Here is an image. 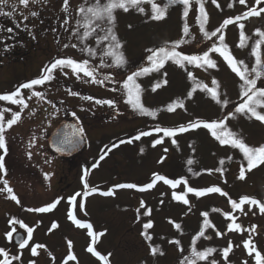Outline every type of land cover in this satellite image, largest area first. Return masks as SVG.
<instances>
[{
  "label": "rangeland",
  "instance_id": "rangeland-1",
  "mask_svg": "<svg viewBox=\"0 0 264 264\" xmlns=\"http://www.w3.org/2000/svg\"><path fill=\"white\" fill-rule=\"evenodd\" d=\"M154 2L163 6L166 0ZM12 3L17 5L14 14L11 17L0 16V21H4L0 27V94L15 91L25 80L39 78L42 63L45 64L44 62L54 55L66 56L77 61L88 59L90 65L96 68L99 79L110 77L103 84H99L91 82V78L83 77V74L77 79L71 69H64L63 72L56 70L55 77H60L61 82L53 84L52 80L43 90L39 89L44 95L43 100L35 96L29 100L32 91L21 89L29 107L21 112L18 123L6 130L7 153L0 149V155L4 156V170L1 175L20 200L17 206L35 209L60 199L56 208L61 209L59 229L62 226L63 232L53 229L48 234L49 240L46 245H49V250L53 251L54 241L65 239L67 240L65 248L60 249L64 253L62 257L67 258L69 241L72 242V252L77 257L76 261H69L68 264H103V261L87 251L90 245L101 255L108 256L110 253L109 264H169L178 254L179 248L176 244H172L170 249L166 248V257L159 255L156 260L150 255L149 244L164 250L166 243L175 237V225L182 222V226L188 228V232L182 233L184 236L181 243L187 245L189 235L197 228L204 210L210 208L231 214L235 221L243 226L241 228L243 231H229L227 227L220 226L218 230L221 235L214 236L212 240L221 247L231 242L234 250L232 249V254L226 261H222L220 255H213L201 264H209V260L212 259L218 264H244L245 261L247 264H255L254 253L253 257H249L243 242L251 238L256 250L264 255V213L260 212L257 205L250 204L242 205V210L232 209L230 201L239 202L240 198L248 196L264 202V165H259L251 171L246 170L245 179L241 180L238 178L241 166L247 169V161L243 154L230 145H221L209 130L201 127L183 133L177 132L175 137H164L162 132H155L160 126L178 129L197 119L213 120L223 115L224 109H229L228 105L216 103L210 94L197 87L198 84H203L212 88L214 87L212 81L215 80L219 84L218 93L221 101H230L236 97L239 78L223 57L215 53L210 54L216 61V68L194 65L181 68L167 61L158 71H150L136 77L135 82L141 89V103L145 108L156 112L155 119L149 121L148 127L146 124L149 116L141 115L126 102L124 82L133 72L151 67L146 59L148 55L146 49H158L157 46L169 48L170 39L179 33L178 26L183 6H170L166 19L160 21L149 18L151 5L147 3L142 5L144 13L135 9L128 12L117 10L112 27L123 45L120 51L127 60L126 65L118 68L114 65L104 66L112 63L111 57H104V65L101 64L102 51L108 44V41L97 44V35L102 36V32L97 30L83 41L74 34L78 31L82 35L84 31L76 24L79 19L77 10L84 0H69L68 12L63 11V0H40L39 3H30L27 7L19 5L18 0H9V6L4 7V11H12L10 6ZM251 4H255V0H251ZM260 7H263V4H260ZM33 11L38 15L33 17L31 15ZM67 14L70 16L67 27L58 26ZM25 16L28 17L26 20ZM195 17L191 8L188 17L184 19L188 27H194L192 22L195 21ZM7 29L12 31L9 32ZM193 29L196 30L195 27ZM232 30L233 28H230L227 34ZM59 36L62 37V41L59 40ZM62 42L63 45L69 46L57 52L56 43ZM73 44L76 47H72ZM85 46L95 49L96 55L89 56L86 52H81L80 49ZM11 48L22 50L18 55H13ZM178 48L177 51L182 54L197 55L194 45L185 43ZM201 51L203 48L199 54ZM25 52L29 54L27 60H25L27 55L23 54ZM33 58L36 60H32ZM65 72L68 74L65 75ZM189 72L192 73V79L188 77ZM165 80L167 83H164ZM156 84H160V87L153 91ZM70 92H77L78 95L72 96ZM189 92H192L190 98L187 96ZM85 96L93 99L85 100L83 99ZM96 100H113L115 105L96 104ZM0 102L3 103L0 104V110L11 109L5 113V119L11 118V112L20 111L18 105ZM176 102L184 106L176 107L172 112L167 111V108ZM114 113L116 114L113 116ZM64 119L77 120L86 140L83 150L70 158L55 156L46 143L47 134L57 122ZM230 126V130L235 134L240 132L237 133L238 137L240 139L243 137L245 140H242L249 146L258 147L264 144V123L238 114ZM144 131L152 134L142 136L139 140L134 139ZM155 139H162L163 142L153 146ZM173 139L176 141L175 144L172 142ZM113 141L116 143L113 144ZM101 155L104 156L103 160L100 159ZM94 159L96 161L90 166L89 163ZM189 160L192 161L191 164L188 163ZM221 160L224 161L223 165L220 164ZM181 168L185 169H182L184 176L181 174ZM218 168L222 171H216ZM154 174L182 182L173 188L163 181H155L152 188L140 191L139 188L152 183ZM85 181L87 188L84 187ZM44 182L50 187L49 191ZM126 183H133L138 187L136 189L115 187ZM109 186L113 189L110 199L95 194L97 188L106 189ZM188 187L197 190L219 187L228 195L209 193L196 197L193 193L187 192ZM88 189L96 191L87 197L77 196V201L84 205L77 213L76 202L69 203V198ZM173 193L183 195L189 203L184 204L175 200ZM142 201L145 208L140 207ZM9 204L8 195H1L0 208L4 210L10 207ZM137 209H140L139 213ZM146 209L151 210L150 215H144ZM69 212L82 223H90L94 232H103L104 235L97 236L96 243L93 244L87 229L77 227L68 218ZM181 215L183 218H180ZM42 218L35 211L21 212L19 221L27 227H32L33 234L28 245L22 250L18 249L21 257L20 260H16L18 263L19 261L21 264H30L31 261L35 264L51 263L50 251L38 249L37 256H32L30 251L31 246L40 244L38 241L44 238L43 229L39 226ZM148 221L153 224L151 229L146 230L148 235L152 236L151 241H146L142 235L145 231L143 224ZM13 227L21 228L19 223L7 225L2 220L0 245H8L5 234ZM59 244L57 246L61 247ZM218 249L221 251L220 247Z\"/></svg>",
  "mask_w": 264,
  "mask_h": 264
},
{
  "label": "snow or ice",
  "instance_id": "snow-or-ice-1",
  "mask_svg": "<svg viewBox=\"0 0 264 264\" xmlns=\"http://www.w3.org/2000/svg\"><path fill=\"white\" fill-rule=\"evenodd\" d=\"M40 0H18L19 5L27 7L30 3H39ZM193 0H166V3L163 6L155 3L154 0H84V3L78 7L77 15L79 19L76 21V24L79 27L84 29L82 35L74 33L78 36V39L81 41L87 39L93 33H96L97 30L102 32L103 35H97V44L104 41H108L107 48L102 51L101 57V64L104 65V57H111L112 63L104 65L106 67H123L126 65L127 60L121 50L123 45L121 44L119 38L115 34L113 30V25L115 23V12L117 10H122L124 12H128L130 9H135L140 13H144L145 9L142 7L143 4L147 3L151 5V14L149 18L154 21H160L166 19L167 17V9L173 5H182L183 6V17L187 18L189 15V6L192 4ZM212 3L215 4L218 8L220 7L217 4V0H212ZM262 0H256V4L260 5ZM195 4L199 5V15L196 17V22L199 24L200 31L203 33L204 37L211 38L213 36H217V33H221L218 37L219 44L213 43L211 48L208 51H204L202 55H184L182 52L177 51L176 49L184 43H187L186 40L180 39L176 42H173L171 48L167 47H160L158 49H146L148 53L146 59L150 63L151 67L149 68H141L139 71L133 72L131 75L127 77V80L123 84V89L127 95V103L131 105V107L138 111L141 115H148V116H155L156 112L151 111L143 106L140 99V86L136 84L135 78L140 75L148 74L150 71H158L160 68L164 66L167 61H171L172 63L178 65L181 68H184L186 65H195L197 67H207V68H216V61L210 57L211 53H218L223 59L226 61L227 65L231 68L232 72L236 74L239 78V94L241 102L238 106L235 107L234 112H229L228 116L234 117L235 114H241L247 116L249 118H254L256 121L260 123H264V111H258V109L264 110V57L261 55V45H264V31L257 30L256 35L259 37L255 40L254 45L251 48V55L255 57V66L249 68L243 59L237 60L232 54L228 47V45L224 42L225 37L222 34L223 29L231 25L235 22H238L243 19H247L250 16H259L261 13H264V7H260L257 10L255 7L250 8L248 11L243 13L240 16L235 17V19H225L223 23L218 27L215 31L209 33L205 30V25L208 22V14L205 11V0H195ZM239 4L245 5L246 0H239ZM9 6V0H0V16H7L11 17L14 12L16 11L17 5L16 3H12L10 6L12 11H4V7ZM233 5L230 3L228 7H232ZM69 7V0H63V11L68 12ZM33 17L37 16L38 13L33 11L31 12ZM28 17H24L26 20ZM68 20L64 21L66 25ZM131 27V26H129ZM244 24L240 23L239 28L241 29L239 34V44L237 47L243 48L247 44L248 37L245 36L243 31ZM7 31L11 32L12 29H7ZM183 34L184 36L189 35V27L187 23L183 26ZM69 45L65 44L64 47H68ZM72 47H76L75 44L71 45ZM81 52H86L89 56H95L96 51L93 48H89L85 46L84 48L80 49ZM64 69H71L72 74L76 75L77 79H80V74H83V77L91 78V82L103 84L105 80L110 79L109 76H105L103 79L97 80L96 78V68L91 66L88 59H83L81 61L74 60L72 58H58L55 59L50 65L45 66L44 70L42 71L39 78L32 79L29 82L21 84L15 91L11 93L0 94V101L9 102L12 105L20 106V111L11 112V118L5 119V113L10 112L11 109H3L0 110V149H3L5 153H7V147L5 143V133L7 129H10L13 125L17 124L21 119V112L28 108L29 105L25 101L24 96L21 93V89L33 90L35 86H42L47 82L52 81L55 79V71L60 70L61 72ZM67 75L68 73H64ZM166 75V73H165ZM188 77L192 79V73H188ZM258 81H262L261 85L258 86ZM164 83H167L165 80ZM214 87L209 88L207 85L198 84L201 90L205 91L206 93L210 94L211 98L218 104H222L223 106L228 105L227 100L221 101L218 93L219 84L217 81H212ZM160 87V84H156L153 87V91L156 88ZM116 91V89H113ZM72 96H77V92H70ZM32 96H35L41 100L44 99V95L42 92L39 91H32L31 95L28 99H32ZM189 98L192 96V92L188 93ZM85 100H91L92 97L85 96L83 97ZM96 104H107L109 106H114L115 101L113 100H96ZM184 105L180 102H176L173 105L167 108V111L172 112L176 107H183ZM53 107H55L53 105ZM75 115V113H73ZM228 117H225V120ZM203 127L210 131L211 135L219 141L221 145H230L234 149H239V151L243 154V158L247 161V169L242 165L240 168L239 179H245V172L251 171L253 168L258 167L259 165H264V144H261L258 147H252L246 144L242 139H240L234 132L227 129L226 124L224 121H213V122H205L199 119L189 122L187 126H180L178 129H170V128H160L157 127L155 132L163 133L164 137H175L177 132L183 133L189 130H194ZM83 132V129H79L77 133L80 134ZM151 132L144 131L140 132L139 135L135 136L134 139L139 140L142 136H149ZM131 142V141H129ZM163 141L162 139H155L153 146L157 144H161ZM174 144L176 143L175 139L172 141ZM63 143H71V141L65 138ZM124 143V141H121ZM57 151H63V148L57 147ZM167 151V149H165ZM29 158H31V152L28 153ZM100 159L103 160L104 156L101 155ZM231 159V157H229ZM162 162V161H161ZM189 164L192 163L191 160L188 161ZM224 161L221 160L220 164L223 165ZM0 170H4V156L0 155ZM211 171V170H209ZM216 171H222V169H216ZM6 172V170H5ZM87 175V171L85 172V176ZM45 178H48V174H45ZM83 179V177H82ZM155 181H163L165 184L171 185L173 188L176 187L177 183H181L182 181H173L170 179L165 178L162 175L154 174V180L152 183L147 184L145 187L139 188L140 191L146 190V188H152L154 186ZM84 187L87 188L88 185L85 181ZM116 188L121 189H136L138 186L133 183H126V184H119L115 186ZM95 189H88L83 193H77L69 198V203L76 202V210L77 213L81 209L84 208L82 203L77 201V196H84L87 197L91 192H95ZM188 193H193L196 197H202L209 193H219L222 196H227L228 194L222 191L219 187H208L205 189L197 190L192 187L187 188ZM0 193H7L8 197L15 201L17 204L20 203L18 197L13 194V189L9 186L7 180H3V187H0ZM112 191H105L102 192L101 195L110 196L112 195ZM173 198L178 201H182L184 204H188L189 201L183 195H176L173 193ZM231 207L232 209L242 210V205L250 204V205H259V210L261 213H264V202H260L254 198H250L248 196H244L240 198L239 202L236 200H231ZM60 203V199H57L53 202L48 203L46 206L37 207L35 209H28V211H35L39 213H47L51 212L53 209L57 207ZM141 208H145L143 201L140 205ZM140 209H137L139 213ZM151 210L146 209L144 215H150ZM205 217H207V213H203ZM68 218L79 228L87 229L89 237L92 238V243H96L97 236H103L104 233L94 232L93 226L89 224L82 223L81 220L77 219L71 212L68 213ZM225 218L227 220L233 221L232 223L227 224V228L229 231H243L241 226L234 222V218L229 215L225 214ZM10 224H20L21 228H26L27 231V238H21L19 240V248L23 249L26 245H28L29 241L32 239L33 229L27 227L21 221H17L15 219L9 221ZM53 228L57 227L56 224L52 225ZM153 224L151 221L143 224V229L145 231L142 232V235L146 241H151L152 236L148 235V229H151ZM175 227L177 229L180 228L179 224H176ZM212 227L207 219L204 220V228ZM16 232V229L13 227L11 231L7 232L6 238L8 240H12L13 233ZM218 236L221 233H216ZM204 236V230L201 229L194 238L193 247L191 248V256H185L181 261L180 264H197V261H206L208 257L215 251L213 248H207L203 251H198L195 247V239H199L200 237ZM170 243L179 244V241H170ZM72 242H68V255L64 261V264H68L69 261H76L77 257L72 252ZM243 247L248 250L249 257H253L254 253V261L255 264H264V255L261 254L260 251L256 250L255 245L251 240H245L243 242ZM45 246L43 244H35L31 246V255L37 256L38 249H43ZM150 252L152 255L160 254L163 255L157 247L152 246L149 244ZM87 251L91 253L93 256L98 257L100 261H103V264H109L108 256L111 254L109 253L108 256L101 255L93 246H89ZM183 251V249H181ZM232 251V243L229 242V246L223 249V258L227 260L229 253ZM51 255V253H49ZM0 264H12L14 260H20V255H12L9 257L8 251L4 248H0ZM30 264H35L34 261H31ZM209 264H218L215 259L209 261ZM247 264V261L244 262Z\"/></svg>",
  "mask_w": 264,
  "mask_h": 264
},
{
  "label": "trees",
  "instance_id": "trees-1",
  "mask_svg": "<svg viewBox=\"0 0 264 264\" xmlns=\"http://www.w3.org/2000/svg\"><path fill=\"white\" fill-rule=\"evenodd\" d=\"M230 3L233 5L232 7H228V5ZM217 4L220 5L219 8L215 4L212 3V0H205V5H204L205 6V11L208 14V22L205 25V30L208 31L209 33L215 31L218 27H220V25L223 23V21L225 19H229V18L235 19V17L242 15L243 13H245L246 11H248L252 7H255L257 10H259V5L256 4V0H255V4H251V0H246V4L245 5L239 4V0H221V1L217 0ZM261 4H263V7H264V0H262ZM191 8L194 10L195 16L197 17L199 15V5L195 4V0H193L192 4L189 6V13H190ZM69 17L70 16H68V14L65 15L64 18H63V21L62 22L60 21L58 23V26H61L63 28L67 27L68 23L65 25L64 21L66 19L68 20ZM196 17H195V21L192 22V25H194L196 30L193 29L194 27L191 28V26H189V35L188 36H184V34H183V26L185 24V21H184L185 18L182 15L181 20H180V24L178 23L179 24V26H178V32L179 33L178 34L176 33L172 37V39H170V43L168 44L169 48H171L173 42H176V41H178L180 39H184V40L187 41V43L190 46H192V45L195 46V48H196L195 52H196L197 55H202L203 54L202 52L203 51H208L211 48L213 43L219 44L218 37H219V35L221 33H217V36H213L211 38L204 37L203 33L200 31L199 24L196 22ZM240 23L244 24L245 27H244L243 31L245 33V36L248 37L247 44L243 48L237 47V45L240 42L239 41V34H240V31H241V29L239 28V24ZM230 28H233V30L231 31V33L227 34V31L230 30ZM258 29L261 30V31H264V13H261L259 16H250L247 19H243V20L235 22V23H233L231 25H228V26H226L223 29V32H222V34L225 37V41L224 42L228 45V47H229V49L231 51V54L237 60L243 59L245 61V64H247L250 69H251V67L255 66V57H253L251 55V48L254 45L255 40L259 38L256 35V32H257ZM59 40L62 41V37L61 36H59ZM57 41H58V39H57ZM56 44H57L56 51L57 52L62 51L63 47H64L63 42L61 44L60 43H56ZM157 47L159 48V46H157ZM199 48L200 49L203 48V51H201V54H199V51H200ZM178 49L179 48H177L176 50H178ZM21 50L22 49H19V48L17 49L16 48L15 53L13 55H18L19 54L18 52H20ZM260 51H261L262 57H264V45H261ZM26 53L27 52H25L23 54L25 55ZM210 54H212V53L210 52ZM215 54H218V53H215ZM26 55L27 56H26L25 60L28 59V55L29 54H26ZM184 55H186V53H184ZM58 58H66V56L63 57V56H60V55H54L53 57L48 58V61L46 60L44 62L45 64L42 63L41 71L44 70L45 66L50 65L55 59H58ZM32 60H36V59L33 58ZM96 77L98 78L97 72H96ZM29 81L30 80H25L23 83H26V82H29ZM53 81H54L53 84H55V82H61L60 81V77H58V76H56L55 79H53ZM261 83H262V81H258V86H260ZM48 84H49V82H47L44 85H42L43 87L42 86H35V88L33 90L34 91H39V89L43 90V88L45 86H48ZM239 84H240V81L238 82V85L236 86V93H237L236 97L231 99L230 101H228L229 102L228 103L229 109H224V111L222 113L223 115H220V116L216 117L213 120L212 119H208V120L199 119V120L205 121V122L206 121H212V122L213 121H224L225 124H226L227 129L230 130V128H229V127H231L230 124H231L232 121H234V118L237 117L238 113L235 114L234 117L228 116V113L229 112H234L235 107L238 106V104L241 102L240 94H239V92H240ZM33 90H30V91H33ZM187 96H188V94H187ZM0 104H3V103L0 102ZM117 112H119V111H117ZM193 113L196 114L195 112H193ZM115 114L116 113H114L113 116ZM226 116L228 118L225 120ZM152 119H155L154 116H149V118L147 120V124H146L147 127L149 126V121L152 120ZM230 131H232V130H230ZM232 132H234V131H232ZM237 133L240 134V132H236V135L239 136ZM242 139L245 140L243 137H242ZM118 142H119V140H118ZM112 143L115 144L116 141H113ZM182 169L183 168H181V170ZM183 170H185V169H183ZM183 170L181 171V174L184 176L185 174L182 173ZM257 206L259 207L258 204H257ZM204 211H205L204 213H207V217H205L204 215L201 216V218L199 219L200 221H199V224H198L197 228L194 231H192V233L189 235V239H188L187 245L182 244L181 241L183 239L182 237L184 236V234H182V233L184 231L188 232L187 231L188 228H184L182 226V222L178 223L180 225V228L179 229L176 228L175 237L172 240H170V241H179V244H176V246L179 248V250H178L177 256L174 257L173 262H171L169 264H180V261L185 256H191V248L193 247L194 238L197 237V235H198V233H199V231L201 229L204 230V236L200 237L199 239H195V247L197 248V250L198 251H203V250H206L207 248H213V249H215V251L210 256L220 255V258L222 259V261L225 260L223 258V249L229 246V242H227L225 245H223L221 247V245H219V244H217V242L213 241L212 238L217 235L216 233L219 232L218 229L220 228V226L227 227V224L228 223H232L233 221L227 220L225 218V214L220 212L217 209L208 208V209H206ZM229 215H231V214H229ZM213 216H215V217L212 220ZM180 218H183V215H181ZM205 219H207L209 221V223L212 225V227L204 228V220ZM234 222L237 223L235 221V219H234ZM237 224H239V223H237ZM240 226H241V228L243 227L242 225H240ZM248 240L252 241L251 238H249ZM170 241H168L166 243L165 249H164L165 251L161 250L160 247L158 248L157 246H155L161 252H163V256H165V257L167 256L166 248L170 249L172 244H174V243H170ZM201 243H202V245H201ZM218 247L221 248L220 249L221 251H219ZM181 249H183V251H181ZM232 249L234 250V245L233 244H232ZM230 254H232V251L229 253V255ZM150 255L153 256V259L156 260L160 254L158 253L156 255H152L150 253ZM209 261H211V260H209ZM202 262L205 263L206 261H199L198 260L197 264L198 263L201 264Z\"/></svg>",
  "mask_w": 264,
  "mask_h": 264
},
{
  "label": "flooded vegetation",
  "instance_id": "flooded-vegetation-1",
  "mask_svg": "<svg viewBox=\"0 0 264 264\" xmlns=\"http://www.w3.org/2000/svg\"><path fill=\"white\" fill-rule=\"evenodd\" d=\"M0 48H1V45H0ZM12 50V54L15 53V50ZM2 56H4V54H2ZM96 160L94 159L93 161H91L89 164L90 166H93L92 164L95 162ZM1 172L2 170H0V187H2V183H3V179L5 177H3L1 175ZM7 178V177H6ZM47 186V190L49 191L50 187L48 186V184L46 182H44ZM97 192L95 194H98L100 197H102L101 193L102 192H105V191H112L113 193V189L111 186H109L108 188L106 189H102V188H97L96 189ZM8 195L7 193H0V196L1 195ZM112 195L110 196H105L107 199H110ZM2 198V197H1ZM10 207H7V208H4V210H2L0 208V224L3 220V222L5 224H9V225H13V224H10L8 223L10 220H13V219H17V221H19V217H20V214L21 212H23L24 210H27L28 209H23V208H20L17 206V203L13 200L10 199ZM60 211L61 209L60 208H55L53 209L51 212H47V213H39V216L40 217H43L41 219V225L39 224L40 227H42L43 229V236L44 238L39 240V242H41L40 244H43L45 246V248L41 249V250H44V252H47V251H50L49 250V245L46 243H48V234H50L52 232L53 229H57L58 232L62 233L63 230H62V226H61V229H59V214H60ZM53 224H56L57 227L53 228L52 225ZM16 225V224H14ZM15 228V227H14ZM32 228V227H30ZM23 229V230H21ZM16 234H19L20 235V238H27V231H26V228H20L17 227L16 228V232L13 233V237L16 235ZM46 238V239H45ZM67 240L65 239H59L57 242L54 241V244H55V247L53 248V251H50L52 257L49 258V261H51V263H48V264H64V261H65V257H62L63 256V251L60 250L62 247L65 248V242ZM8 242V245H0V248H4L6 251H8L9 253V257H11L12 255H17L18 254V249L20 250L19 248V244H17L14 240V238L12 240H7ZM60 243V244H59ZM57 244L59 245H62L61 247L57 246ZM26 247V246H25ZM22 250V249H21ZM62 257V258H61ZM0 259H2V257H0ZM12 264H21L20 261L18 263V261L14 260L12 262Z\"/></svg>",
  "mask_w": 264,
  "mask_h": 264
},
{
  "label": "water",
  "instance_id": "water-1",
  "mask_svg": "<svg viewBox=\"0 0 264 264\" xmlns=\"http://www.w3.org/2000/svg\"><path fill=\"white\" fill-rule=\"evenodd\" d=\"M81 129L79 124L73 120H61L47 137L48 147L61 157H70L79 153L85 146V139L82 133L75 134ZM71 143H61L65 140ZM57 147L63 148V151H57ZM20 235L16 234L14 240L19 244Z\"/></svg>",
  "mask_w": 264,
  "mask_h": 264
}]
</instances>
